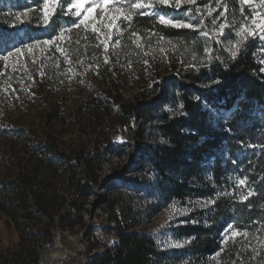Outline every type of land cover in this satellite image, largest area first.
<instances>
[{
	"label": "trees",
	"instance_id": "obj_1",
	"mask_svg": "<svg viewBox=\"0 0 264 264\" xmlns=\"http://www.w3.org/2000/svg\"><path fill=\"white\" fill-rule=\"evenodd\" d=\"M226 2L230 10L239 12L237 0ZM63 14L55 13L50 26L44 27L42 0H0V84L6 71L4 56L13 43L50 38L61 28ZM132 23L144 38L147 30L154 29L176 42L182 62L174 66V78L161 83L160 95L155 96L146 83H138V91L125 97L129 79L122 82L118 66L102 59L104 94L80 102L84 115L78 121V139L92 125L96 138L119 126L138 125L145 142L132 168L146 172L134 177V189H154L165 204H194L209 197L213 205L207 223L206 212L196 208L185 221L169 225L173 238L186 239L180 246H165L159 233L137 229L136 215L125 224L116 215L112 218L117 223L115 240L90 264H264V122L252 113L255 103L264 104L262 35L246 41L235 57L217 47L209 61L197 31L164 25L150 16H136ZM70 35L74 54L102 52L96 40H85L82 27H72ZM209 78L220 84L216 92L203 93L199 86ZM166 104L171 110L164 109ZM56 108L55 115L49 113L45 119L50 126L58 118ZM213 108L222 113L217 119ZM57 140L48 135L33 147L24 138L21 146H11L7 174L0 176V209L14 221L43 225L48 232L58 228L63 234L85 226V205L99 184L103 157L95 152L84 157L88 139L81 146L66 148ZM52 148L62 152L61 159L50 155ZM151 169L154 176L149 178ZM234 171L247 179V188L237 187L231 178ZM249 188L253 195L242 202ZM231 226L240 235H228L225 241ZM0 264L41 263L35 248L0 245Z\"/></svg>",
	"mask_w": 264,
	"mask_h": 264
},
{
	"label": "rangeland",
	"instance_id": "obj_2",
	"mask_svg": "<svg viewBox=\"0 0 264 264\" xmlns=\"http://www.w3.org/2000/svg\"><path fill=\"white\" fill-rule=\"evenodd\" d=\"M66 1L60 0L55 13L67 9ZM137 2L152 6L135 9L132 4ZM237 2L240 6L239 12L230 10L226 0H196L194 4H182L179 10L174 4L159 5L155 0H124L122 4L124 11L115 13L116 4L113 0L110 5L112 11L108 14L127 13L130 18L118 20L119 28L114 25L113 34L105 39L109 32L104 26L106 20L96 19L93 22L92 19L102 16L99 8L101 0H85V8L96 6V11L90 16L89 21L79 26L85 32V40H96V43L101 45V53L94 50L91 55L86 52L83 56L72 51L70 29L76 27L74 21L82 19L85 14L83 10L81 17L63 14L65 20L61 28L50 38L13 43V47L4 56L6 71L0 84V176L7 174L11 163L9 151L12 145L16 143L14 147H19L26 138L34 147L40 140H46L48 135L57 137V143L61 148H66L69 144L81 146L82 140L88 139L89 142L86 143L89 145L84 157L92 152L100 154L103 157V166L99 184L91 190L85 205L84 227L76 226L73 231H65L63 234L58 228L48 232L43 225L33 226L24 220L14 221L9 214L0 209V245L3 249L35 248L41 264H90L95 254L102 252L115 240L113 233L117 223L112 218L116 215L124 224L126 221L130 222L131 216L136 215L137 229L159 233L165 246H180L183 240H186L179 241L173 238L169 225L185 221L186 217L192 216L196 208L206 212L204 219L207 223L206 215L211 213L213 205V200L209 197L199 198L194 204L190 202L165 204L157 198L154 189L148 190L145 187L140 191L134 189V177L146 172L145 169L132 168L135 167L145 142L138 132V125L119 126L107 136L99 138H96L95 126L92 125L82 133L81 139H78V121L84 115L80 102L91 95L104 94L100 71L102 59L118 66L122 82H125L126 78L129 79L125 84H128V90L124 92L125 97L138 91V83H146L153 94L158 96L162 91L161 83L174 78L177 70L174 66L183 59L181 48L176 42L168 41L154 29L146 31V38L134 31L132 22L136 16H150L159 21V16L164 15L166 18L193 24L194 27L190 29L197 31L204 40L207 49L210 50L208 60L211 61L217 47L232 55L250 38L262 35L259 30L255 36L245 34L241 37L235 33L240 31L241 25L246 24L253 28L254 15L257 20L264 18V0ZM213 20L216 21L215 24ZM93 23L102 29L99 33L93 31ZM221 23L226 25L222 36L217 34ZM205 33L209 35L205 36ZM50 39L53 41L52 44L44 43ZM260 41L261 53L264 55V35ZM16 48H20L21 52L17 53ZM262 61L264 63V56ZM219 84L218 79L209 78L200 84L199 88L203 93L216 92ZM56 107L58 118L53 120L50 126L45 119L49 113L55 115ZM163 107L171 110L167 104ZM211 111L216 119L222 115L219 109L213 108ZM252 113L260 116L264 122V104L255 103ZM223 117L224 121L228 118L225 114ZM144 136L156 139L154 134ZM64 139L68 142L64 143ZM249 148L253 146L249 145ZM49 152L56 159H61L63 155L53 148ZM238 155L242 156V153ZM153 176L151 169L148 177ZM208 177L211 178L210 172ZM231 178L238 184V181L245 177L241 172L234 171ZM230 230L237 232L235 226H231ZM230 230L224 237L231 235Z\"/></svg>",
	"mask_w": 264,
	"mask_h": 264
},
{
	"label": "snow or ice",
	"instance_id": "obj_3",
	"mask_svg": "<svg viewBox=\"0 0 264 264\" xmlns=\"http://www.w3.org/2000/svg\"><path fill=\"white\" fill-rule=\"evenodd\" d=\"M113 0H101V3L99 5V8L101 10L102 16L100 18H96V17H92L93 22H95L96 19H105L106 20V24L104 25L105 27H107L109 29V32L107 34V36H105V39H108L109 37H111V35L113 34V26L115 25V27L118 29L119 25L117 24V21L120 19H129L130 16L129 14L125 13L124 15H109L108 13L112 11L110 5L112 4ZM156 3H158L159 5H164V6H175V8L177 10L180 9V7L182 6V4L184 3H192L194 4L196 2V0H155ZM251 2V0H245V3H249ZM60 3V0H42V21L44 23L45 26H50L51 24V17L54 16L55 11H56V5ZM124 3V0H115V13H122L123 7L122 4ZM85 0H72V2L68 3L67 9L64 10V14L68 15L71 14L74 17H81L82 14V10L84 11V15L82 17V19H79L78 21H74V26L79 27V25L81 24H85L87 21H89L90 16H92V14L96 11V6L93 7H87L85 8ZM151 4H144L143 2H137L132 4V7L135 9H141V8H145V7H151ZM73 9H75V11L73 12ZM227 10L225 9V12ZM197 12H199V9H197ZM19 19V17H18ZM159 22L164 24V25H171L173 27L176 28H193L194 25L191 23H185L183 21H179V20H175L172 18H166L164 15H160L159 16ZM216 21L213 20V24H215ZM252 24H253V28H249L248 25H241L240 27V31L235 33V35L237 36H241L243 37L245 34L248 36H255L257 34V30H259V32L264 35V18H261L260 20H257L255 18V15L252 19ZM225 24L221 23L219 24V32L217 33L218 35H224V29H225ZM102 29L97 27L95 25V23H93V31L99 33ZM61 37L63 36V30L60 33ZM209 35V33H205V36ZM99 39V36L97 37ZM45 44H52L53 41L50 39L48 41H44ZM206 52H209L210 50L205 49ZM239 51V49L237 48V51H234L232 53V56L235 57L237 55V52ZM16 52L20 53L21 49L20 48H16ZM11 55V53L9 54ZM237 187H245L247 188V179H240L238 181ZM251 195H253V190L252 189H248L247 190V195L242 196L241 197V201H246ZM208 203H212V201H208ZM231 231V230H230ZM240 235V233L235 232V231H231V236L234 238L235 236ZM244 235H247V233H244ZM228 239V237H225V241Z\"/></svg>",
	"mask_w": 264,
	"mask_h": 264
}]
</instances>
